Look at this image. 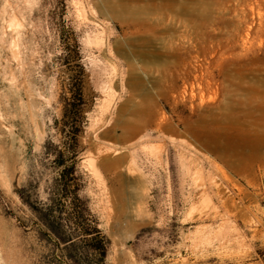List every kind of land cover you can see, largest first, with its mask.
Returning <instances> with one entry per match:
<instances>
[{"label":"rangeland","instance_id":"1","mask_svg":"<svg viewBox=\"0 0 264 264\" xmlns=\"http://www.w3.org/2000/svg\"><path fill=\"white\" fill-rule=\"evenodd\" d=\"M119 1L0 0V264H96L94 227L105 264H264V0H184L164 32L115 17ZM75 78L82 203L53 208L54 230L44 145L68 138ZM130 159L142 203L122 185Z\"/></svg>","mask_w":264,"mask_h":264},{"label":"trees","instance_id":"2","mask_svg":"<svg viewBox=\"0 0 264 264\" xmlns=\"http://www.w3.org/2000/svg\"><path fill=\"white\" fill-rule=\"evenodd\" d=\"M71 87L72 97L66 102L64 113V126L68 127L66 136L68 137L62 144H54L50 141H46L44 145V154L53 157V163L59 170V175L54 179L51 185V190L47 200L49 204V210L46 214L41 216V219L50 225L54 230L61 225L65 218L59 215H53V208H60L62 210L65 205L71 204L74 210L79 208L82 203V199L79 196V190L77 187V177L75 173L77 171V158L79 155L78 149V135L80 131L79 122L76 121L77 114L80 112V107L76 103V96L82 99V87L77 82L76 78L73 80ZM64 144V145H63ZM70 160V165L67 166V161ZM73 188V189H72ZM26 189L21 188L19 195L24 202L29 203V198L26 195ZM37 202V200H36ZM40 203V202H39ZM93 237L90 238V249L95 254L96 264H105V257L107 253L108 241L104 236H100L99 230L94 227ZM63 241L68 242L69 247H77V242L72 241V238H63Z\"/></svg>","mask_w":264,"mask_h":264},{"label":"bare ground","instance_id":"3","mask_svg":"<svg viewBox=\"0 0 264 264\" xmlns=\"http://www.w3.org/2000/svg\"><path fill=\"white\" fill-rule=\"evenodd\" d=\"M252 8L253 7H251V9ZM111 12L115 17L119 18L120 20L130 21V23L132 24V26L134 28L142 26L144 28H149L150 30H153V31L164 32L165 30L169 29L168 25H166V22H165V15H167L168 13L174 12L180 16L181 15L184 16V0H120L114 7L111 8ZM156 54H158V53H155V55ZM142 55H145V54H142ZM146 55H149V53H147ZM158 55H156V57ZM164 68H165V66H164ZM137 85L139 86L137 88H142V86H143L141 81H138L136 86ZM132 86L135 87V84H133ZM150 104L152 106L151 108L149 107V110L151 111L150 114H149V112L146 113V110H143L142 108H136V110H134V114L136 113V115H138V117L135 119V121L132 123V125H131V122H127L130 124L129 125L130 127L135 126L137 129L143 130V129L147 128V126L150 125L154 121L155 112L153 111V108L156 106V103H155V101H153ZM148 115H149V117H147ZM254 134H255V132H254ZM247 135H249V134H247ZM251 135H252V133H251ZM254 139H255L254 140L255 142L257 141L256 143H254V142L249 143L247 145V147H245V149H248V148L252 149V151L250 150V152H252L251 153L252 156L254 155L255 152H257V150L259 149V146L262 145L261 135L256 134ZM120 150H123V149L122 148L114 149L113 150L114 154L117 152H120ZM235 150L236 149H234V151ZM116 160H118V159H116ZM91 163L93 164L92 160H91ZM103 166L106 169H113L116 166V161H103ZM93 173L95 175H99V171L94 166V164H93ZM126 174H127V176L122 178L123 179L122 185H126V186L132 188L131 193L134 194V195L132 194L134 200L136 202L142 203V199L146 195V193H145L146 188H145V184L143 183L140 176H138V175L136 176L137 168H136L134 161L132 159H130L126 164ZM139 207H140V205H139ZM139 207L137 206L136 209L139 210Z\"/></svg>","mask_w":264,"mask_h":264}]
</instances>
